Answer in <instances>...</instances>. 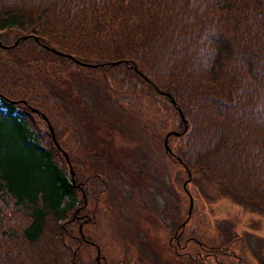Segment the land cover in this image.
<instances>
[{"label":"trees","instance_id":"16d2710c","mask_svg":"<svg viewBox=\"0 0 264 264\" xmlns=\"http://www.w3.org/2000/svg\"><path fill=\"white\" fill-rule=\"evenodd\" d=\"M80 68L126 111L174 114L171 157L264 209V0H0V264H102L77 227L87 180L30 107Z\"/></svg>","mask_w":264,"mask_h":264},{"label":"rangeland","instance_id":"374dc122","mask_svg":"<svg viewBox=\"0 0 264 264\" xmlns=\"http://www.w3.org/2000/svg\"><path fill=\"white\" fill-rule=\"evenodd\" d=\"M80 70L65 82L60 104L49 108L48 115L43 112L59 129L63 127L58 140L50 121L70 165L52 141L64 156L72 181L79 185L87 180L88 196L83 187L76 191L81 210L77 227L81 224L80 235L94 243L92 256L107 264H264V209L224 193L205 176L187 179L188 172L171 157L161 138L174 130L170 128L174 114L126 111L101 96L96 80L81 81L86 69ZM35 121L45 138L48 131L51 135L47 122ZM189 194L192 205L187 214ZM165 196L175 212H164ZM177 203L181 213L176 216L187 220L185 234L194 233L203 241L221 237L222 263L212 256L184 254L177 259L166 242L174 228L170 214L179 212ZM198 247L193 241L185 248L195 254ZM63 259L68 264L64 252Z\"/></svg>","mask_w":264,"mask_h":264},{"label":"flooded vegetation","instance_id":"af4514ba","mask_svg":"<svg viewBox=\"0 0 264 264\" xmlns=\"http://www.w3.org/2000/svg\"><path fill=\"white\" fill-rule=\"evenodd\" d=\"M170 218H171V223H174V228L172 230V233L169 234L166 242L174 251V254L177 257V259H183L181 256H183L184 254L186 256H190L191 258L195 256H204V257L212 256L213 258L217 257L218 261L222 263V261L220 260L221 257H218L221 251L220 241H218L217 245L215 246L214 245L215 243H211L207 240L203 241V240L198 239L194 233L185 234L184 226L187 220H185V222L181 221L179 223L176 220L175 215L173 216L172 213L170 214ZM193 241L199 244V247L196 249L195 254H191L189 250L185 248L188 242L192 243ZM102 264H107L106 260ZM110 264H117V263L112 261Z\"/></svg>","mask_w":264,"mask_h":264},{"label":"water","instance_id":"95a60500","mask_svg":"<svg viewBox=\"0 0 264 264\" xmlns=\"http://www.w3.org/2000/svg\"><path fill=\"white\" fill-rule=\"evenodd\" d=\"M51 48L54 49L55 51H57V49H55L54 47H51ZM30 107H31L32 110H34V111H38V112L41 114V116L46 120L47 125H48V128H49V130H50V132H51V137H52L53 141H54L55 144L61 149V151L63 152L65 158H66L67 161H68V164L70 165V163H69V159H68V156H67L66 151L63 150V148L59 145L57 139L55 138V135H54V132H53V127H52V125H51V123H50V121H49L47 115H46L42 110H40L38 107H36V106L31 105ZM170 132L178 133L177 130H173V129L168 130V131L165 132L164 137H163V142H164V145H165L166 150H170V149H169V145H168V143H167V135H168V133H170ZM189 175H190V171L188 170V177H187V179H189ZM183 183H184V182H183ZM189 199H190V200H189V205H188V209H187V214L190 212L191 205H192V203H191L192 200H191V195H190V194H189ZM80 225H81V224H79V228H78V229H79V231L81 232V226H80ZM81 233H82V232H81ZM81 235H83V234H81ZM92 242H93V241H92Z\"/></svg>","mask_w":264,"mask_h":264},{"label":"bare ground","instance_id":"6f19581e","mask_svg":"<svg viewBox=\"0 0 264 264\" xmlns=\"http://www.w3.org/2000/svg\"><path fill=\"white\" fill-rule=\"evenodd\" d=\"M29 108V107H28ZM72 164V163H71ZM77 216V215H76ZM78 222V221H77ZM99 260H100V258H99Z\"/></svg>","mask_w":264,"mask_h":264}]
</instances>
